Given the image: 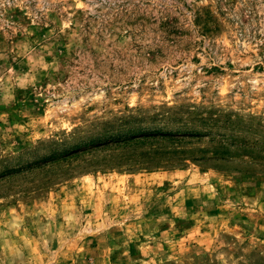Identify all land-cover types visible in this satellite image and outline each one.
I'll return each mask as SVG.
<instances>
[{"label":"rangeland","instance_id":"374dc122","mask_svg":"<svg viewBox=\"0 0 264 264\" xmlns=\"http://www.w3.org/2000/svg\"><path fill=\"white\" fill-rule=\"evenodd\" d=\"M0 264H264V0H0Z\"/></svg>","mask_w":264,"mask_h":264}]
</instances>
